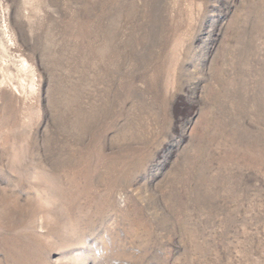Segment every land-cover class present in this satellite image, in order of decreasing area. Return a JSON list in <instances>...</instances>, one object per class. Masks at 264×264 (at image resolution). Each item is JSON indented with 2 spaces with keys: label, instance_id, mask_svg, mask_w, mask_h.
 I'll return each instance as SVG.
<instances>
[{
  "label": "rangeland",
  "instance_id": "374dc122",
  "mask_svg": "<svg viewBox=\"0 0 264 264\" xmlns=\"http://www.w3.org/2000/svg\"><path fill=\"white\" fill-rule=\"evenodd\" d=\"M0 264H264V0H0Z\"/></svg>",
  "mask_w": 264,
  "mask_h": 264
}]
</instances>
